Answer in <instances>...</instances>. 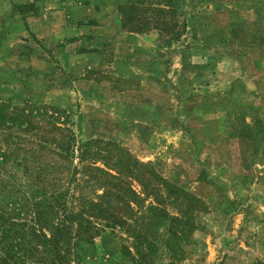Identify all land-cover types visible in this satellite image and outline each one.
<instances>
[{"label": "rangeland", "instance_id": "rangeland-1", "mask_svg": "<svg viewBox=\"0 0 264 264\" xmlns=\"http://www.w3.org/2000/svg\"><path fill=\"white\" fill-rule=\"evenodd\" d=\"M127 2L0 0V99L65 110L202 201L180 259L164 225L153 264H264V0L152 5L145 33ZM107 231L72 264H132Z\"/></svg>", "mask_w": 264, "mask_h": 264}, {"label": "trees", "instance_id": "trees-1", "mask_svg": "<svg viewBox=\"0 0 264 264\" xmlns=\"http://www.w3.org/2000/svg\"><path fill=\"white\" fill-rule=\"evenodd\" d=\"M163 3L174 4L128 0L124 20L137 23L130 32L150 30L148 10L161 23ZM180 36L173 32L168 42ZM73 124L63 109L0 99V264H72L107 230L129 243L122 251L132 264H153L164 225L165 248L178 261L202 201L116 142L83 141Z\"/></svg>", "mask_w": 264, "mask_h": 264}]
</instances>
